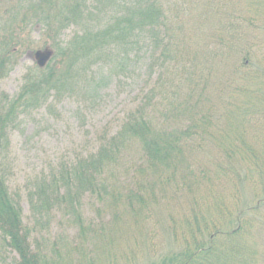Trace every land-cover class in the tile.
Wrapping results in <instances>:
<instances>
[{
	"label": "trees",
	"instance_id": "trees-1",
	"mask_svg": "<svg viewBox=\"0 0 264 264\" xmlns=\"http://www.w3.org/2000/svg\"><path fill=\"white\" fill-rule=\"evenodd\" d=\"M204 1H207L204 5L214 6L216 0ZM183 4L189 7L188 0H175L176 10L165 0H0V79L10 75L25 52L39 49L53 52L46 66L36 63L26 68L15 95L10 96L0 88V264H77L75 259L79 260L78 264H136L137 258L126 254L125 248L116 243V240L126 239L123 236V229L127 228L125 220L135 217L141 224L143 214L137 213L156 210V204L162 199L166 210L168 203L176 199L187 200L182 188L189 189L202 181L212 183V174L225 180L233 178L236 183L240 181L238 190L242 193L245 186L240 175L243 173L256 177L254 185L260 194L257 202L244 201L241 208L240 203L237 204L236 213L221 194L217 195L214 205H208V212L199 202H192L188 208L190 215L185 216L180 225L172 212L168 229L177 244L181 231L178 251L161 255L148 264L257 263V244L248 237L253 232L259 235L264 231V213L261 212L264 210V147L258 150L243 134L249 122L241 120V124L227 118L224 125L212 128L211 113H203L200 101L193 100L178 106L179 118L173 112L172 117L179 120L177 123H171L169 117H165L163 123H156L153 118L157 97L166 99L167 92L162 87L166 88L170 81L173 83V62H178L183 82L190 89L199 82L198 76L204 67L211 70L207 60H201L202 56L192 48L187 46L185 51L190 52L186 51L185 56L180 46L175 45L176 36L183 28L177 21ZM244 19L239 16L236 23L223 27L231 32L230 40L224 42L226 49L232 47L233 50L235 41L243 39L242 25L237 26ZM260 20L258 16L253 17L244 26L258 30ZM70 27H74V32L63 39V32ZM35 30L39 31L38 37L34 35ZM247 52L239 55L241 62L234 57L235 62L227 67L228 77L232 81L237 76L238 80L243 79L257 88L249 87L248 94L261 92V96L255 98L258 99L255 113L258 119H264L261 88L264 87V66L257 67L251 58L253 52L248 49ZM144 55L149 60L146 67L150 72L160 69L158 83L148 90L119 133L102 141L90 156L59 162L30 180L25 197L19 189L12 187L11 190L1 158L11 143L10 130L18 126L20 116L44 107L51 111L53 103L67 95H79L82 84L98 74L94 72L96 66L104 65L111 76L124 79L134 74ZM246 65L253 71L247 69L244 73ZM174 124L177 128L172 129ZM262 140L257 139L255 144ZM134 143L139 144V162L130 176L134 186L115 185L106 177L107 171L119 163L129 144ZM185 147L189 148L187 155L194 147L207 153L206 166L212 161L210 157H214L215 149L225 152L211 168L203 166L198 172L192 168L196 162L186 158ZM238 163H242L243 170ZM196 165L199 169L200 164ZM245 166H248L246 171ZM112 178H116L113 173ZM25 200L33 226L25 221ZM87 203L99 218L106 212L103 219L106 215L112 219L98 227L96 216L91 221L83 216L82 209ZM213 206L227 216L225 223L210 211ZM57 215L65 220V226L59 224L61 235H56L61 239L55 238L52 242L46 235ZM144 215L149 218L145 212ZM67 227L77 230L71 242L62 234ZM34 232H38L40 238L32 241ZM148 239L150 236L146 241ZM144 242L139 235L134 246Z\"/></svg>",
	"mask_w": 264,
	"mask_h": 264
},
{
	"label": "rangeland",
	"instance_id": "rangeland-1",
	"mask_svg": "<svg viewBox=\"0 0 264 264\" xmlns=\"http://www.w3.org/2000/svg\"><path fill=\"white\" fill-rule=\"evenodd\" d=\"M165 1L169 7L172 6V10H176V7H173L175 0ZM181 1L183 2V0ZM188 2L189 7L187 4H183L180 9L181 17L177 18L183 28L180 34L176 36L175 45L180 46L179 48L183 50L185 56L187 46L189 49L192 48L194 52H197V55L202 56L201 60H207L211 70L204 67L198 76L199 82L195 86H191L190 89V86L187 87L183 82V74L179 72L178 62H173V83L168 82L166 88L160 84L167 92L166 99L168 101L165 98L157 97L158 104L153 111V118L156 119V123H163L166 120L165 117H169L171 123H177L179 120H175L172 115L175 111V116L180 117L181 112H178L180 104L190 100L193 102L200 101L202 112H210L213 117L212 128L224 125L227 118L232 122L240 121L241 124H243L241 120L249 122L248 126L243 128L244 133H242L258 150H261L264 147V119H258L257 116L259 115L255 113L258 107V99L255 98L261 96V92L252 91L248 94L246 89L250 87L257 90V88L250 86L249 82L247 83L243 79L238 80L237 76L230 81L227 67H231V64L235 62L234 57L240 58L239 62H241L242 57L239 55L248 53L247 49L249 52H253L252 57L250 54L249 56L256 63V66H264V0H216L214 6H210L211 4L204 5V2L207 4V1L204 0H188ZM170 13L171 10H169ZM200 13L203 14L200 15ZM239 16L246 18L237 26L242 25L241 35L244 37L241 41H235L236 46L233 47V50L232 47L228 50L225 43L230 40L228 36L231 32L223 27L236 23L239 19H235ZM256 16L261 19L260 22H257L258 30L252 31L251 27L247 29L244 24L251 22ZM73 28L66 29L62 38L67 39L70 33L74 32ZM38 34L39 31L35 30V37H38ZM243 49L246 52H243ZM193 51L192 53H194ZM33 52H25L10 75L0 79L2 91L10 96L18 92L26 68L37 63ZM147 61L149 60L144 55L134 74H129L124 79L111 76L109 68L104 65L102 67L96 66L94 72H98V74L95 77L93 74L92 79L89 77L87 83L82 84V91L80 89L79 95H67L62 101L53 103L51 111L44 107L21 115L17 122L18 126L10 130L11 143L1 158L2 168L8 178L10 189L12 190V187L19 189L25 197L26 186L30 180L38 178L54 164L62 161H76L79 156H90L98 150L102 141L109 139L117 132L119 133L129 115L144 100L148 90L158 83L157 78L160 69L157 68L156 72L155 69L150 72L151 69L146 67ZM239 62L237 64H240ZM251 68V66H247L244 73ZM227 80L228 83H226ZM261 88L264 93L263 85ZM243 110L248 111V113L244 114ZM173 128H177V124L172 125ZM257 139L263 140L255 144ZM197 148L194 147L187 155L189 148L185 147L184 152L186 158H189L192 163L200 164L199 169L196 164L192 167L198 172L203 166L211 168L217 158L221 160L220 155L223 157L225 152L222 149H215L214 157H210L212 161L206 166L208 154L202 153ZM137 149H139L138 143L129 144L119 163L107 171L106 177L109 178V181L115 185L125 183V185L134 186L130 176H133L134 168L139 162ZM191 154L192 157L190 158ZM238 165L240 170H243L242 163L241 165L238 163ZM247 168L248 166H245L244 170L246 171ZM112 173L116 176L115 179L112 178ZM252 175L247 173L240 175L245 186L242 193L238 190L240 181L237 180L236 183L233 178L226 180L217 178L214 174H212V183L202 181L200 185L194 184L189 189L182 188L181 192L188 197L187 200L184 198L176 199L168 203L169 209L166 210L165 200L162 199L159 204H156V210L154 208L152 212L144 211L149 215L148 219H146L144 212L137 213L143 214L141 224L137 223L135 217L125 220L127 228L123 229V236L126 239L116 240L117 245L124 247L126 254L135 256L137 258L134 260L136 264H148V262L157 260L161 255H168L173 251L177 252L178 244L182 240L181 231H179L177 244L174 235L168 229V226L171 225L170 214L173 212L172 215L176 218L177 224L180 225L184 217L191 213L188 209L189 204L199 202L205 212H208V205H214L217 195L220 194L225 202L233 206L232 208L234 211L236 210V213L244 201L253 204L260 197L254 185L256 177L254 175L251 177ZM238 192H240L239 195ZM85 201L87 202L88 199ZM239 203L240 207L238 208L237 204ZM90 207L92 205L87 203V207L82 209L83 216H87L89 221L93 220V216H96L95 223L98 224V227L109 222V215L103 219L106 212L101 214L100 220L99 214ZM23 209L26 223L33 226L32 214L26 200L23 201ZM210 211L216 218H220L219 221H223L227 217L223 211L215 209L214 206ZM261 212L264 213V210ZM64 221L61 220L60 215H57L46 235L48 240L54 242V239L61 235L59 224L64 227ZM69 223L67 221V225ZM165 231L168 233L166 234ZM62 234L65 235L67 241L71 242L76 236L77 230L74 227H67V230ZM139 235L145 239V242L139 246H134ZM149 236L150 239L146 241ZM37 238H40L39 233L34 232L31 240L34 241ZM248 240L257 244V263L255 262V264H264V231L259 235L253 232ZM144 245H146L144 249L148 251H144ZM76 261L78 264L79 260L75 259ZM8 263H10L9 260ZM95 264L99 263L95 262Z\"/></svg>",
	"mask_w": 264,
	"mask_h": 264
},
{
	"label": "water",
	"instance_id": "water-1",
	"mask_svg": "<svg viewBox=\"0 0 264 264\" xmlns=\"http://www.w3.org/2000/svg\"><path fill=\"white\" fill-rule=\"evenodd\" d=\"M51 55H52L51 51H46V52L38 51L36 53V58H37L39 64L41 66H44L46 64V62L48 61V59L51 57Z\"/></svg>",
	"mask_w": 264,
	"mask_h": 264
}]
</instances>
